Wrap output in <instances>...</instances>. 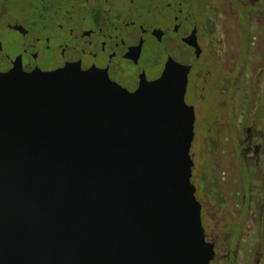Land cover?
<instances>
[{"label":"water","instance_id":"95a60500","mask_svg":"<svg viewBox=\"0 0 264 264\" xmlns=\"http://www.w3.org/2000/svg\"><path fill=\"white\" fill-rule=\"evenodd\" d=\"M190 68L135 91L76 64L0 72V264H211Z\"/></svg>","mask_w":264,"mask_h":264},{"label":"flooded vegetation","instance_id":"af4514ba","mask_svg":"<svg viewBox=\"0 0 264 264\" xmlns=\"http://www.w3.org/2000/svg\"><path fill=\"white\" fill-rule=\"evenodd\" d=\"M221 5L227 6L242 25L240 55L237 60L232 59L229 73L224 65L229 55L226 36L218 23L224 16ZM249 19L264 20V0H0V72L14 67L51 71L76 64L83 69L105 71L113 81L135 91L144 77L158 78L171 58L191 65L186 101L189 97L194 101L187 102L195 106L197 120L195 102L205 100L203 87L209 84L213 88L211 76L221 81L240 73L244 62L247 64V51L255 45L250 42L252 30L246 23ZM200 73L201 84L197 82ZM231 120L234 125L228 121L230 133H238L236 146L242 150L238 159L243 165L241 176L246 187L243 206L228 217L231 222L222 231L224 234L215 236L217 209L221 213L219 208L226 204V197L221 192L220 177L207 163L209 182L203 191L210 206L217 204L219 208L210 211L198 199L206 237L215 244L216 255L211 264H236L252 206L257 211L258 225V200L262 199L261 191L254 188L250 173L246 176L245 171H249V166L263 168L264 141L258 136L264 135V129L253 125L245 128L243 120L237 119L236 125L235 119ZM261 260L260 256L256 264Z\"/></svg>","mask_w":264,"mask_h":264},{"label":"rangeland","instance_id":"374dc122","mask_svg":"<svg viewBox=\"0 0 264 264\" xmlns=\"http://www.w3.org/2000/svg\"><path fill=\"white\" fill-rule=\"evenodd\" d=\"M221 10L224 16L218 23L224 27L226 36V48L229 50V55L226 56L224 65H226V72L229 73L228 69L233 67L232 59L236 57L234 60H237L240 55L243 41L242 25L239 19L231 14L227 6L221 5ZM246 23L249 30H252V32L250 31V42H255L253 50L247 51L249 57L246 59L248 60L247 64L244 62L240 73L236 72L233 76H228L229 78H222L221 81L211 76L213 88L211 89L209 84L203 87L201 94H203L202 100L204 97L205 100L195 102L198 110L191 153L194 159L192 178L198 187L196 195L205 203L206 209L213 211L214 208L217 209L216 206L219 208L217 204L214 208L210 206V199L203 191L209 182L207 175V163H209L213 173L220 177L221 192L226 197L224 200L226 204L222 203L223 208H219L221 213L217 209L216 230H214L217 237L224 234L222 231L231 222L229 218L233 216L232 213L237 214L236 212L243 206L241 200L246 187L241 176L243 165L238 159L239 154L242 155V150L236 146L238 133H230L228 121H232L234 125V120H231L234 118L235 122L237 119L238 121L243 120L245 128L253 125L256 129H264V20L249 19ZM215 72L218 74V69H215ZM200 75L201 78L197 80L199 84L203 81L202 73ZM233 80L234 84L231 85ZM230 85L233 90L230 89ZM187 101L194 102L190 97L187 98ZM258 139L264 141L263 133L259 134ZM252 163L253 166L255 161ZM262 165L263 168L259 167V169L249 166V171H245L247 174L245 175L248 176L250 173V182L255 189L261 191L260 202L264 204V158ZM210 189L212 191L213 188L210 187ZM211 194L214 192L212 191ZM256 217V208L252 206L242 233L243 241L238 251L236 264H256L260 256L262 258L260 264H264V213L261 217V227L256 224ZM208 229L212 232L210 227ZM215 264H219L218 261Z\"/></svg>","mask_w":264,"mask_h":264},{"label":"trees","instance_id":"16d2710c","mask_svg":"<svg viewBox=\"0 0 264 264\" xmlns=\"http://www.w3.org/2000/svg\"><path fill=\"white\" fill-rule=\"evenodd\" d=\"M217 193V192H216ZM218 193H219V191H218ZM264 199V198H263ZM260 200L261 199H259L258 200V212H259V217H258V221H257V223H258V227L260 226L261 227V217H262V214L264 213V204H262L261 202H260ZM260 233H261V229H260ZM260 236V235H259Z\"/></svg>","mask_w":264,"mask_h":264}]
</instances>
